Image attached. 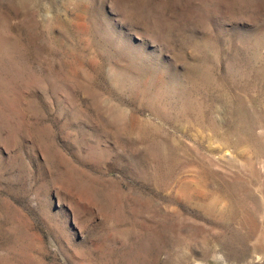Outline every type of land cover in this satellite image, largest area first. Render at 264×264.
<instances>
[{"label": "rangeland", "instance_id": "1", "mask_svg": "<svg viewBox=\"0 0 264 264\" xmlns=\"http://www.w3.org/2000/svg\"><path fill=\"white\" fill-rule=\"evenodd\" d=\"M0 264H264V0H0Z\"/></svg>", "mask_w": 264, "mask_h": 264}]
</instances>
